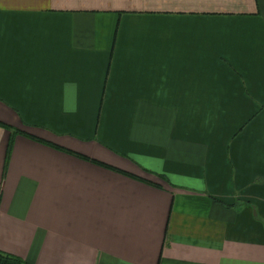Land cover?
<instances>
[{
	"label": "crops",
	"instance_id": "crops-1",
	"mask_svg": "<svg viewBox=\"0 0 264 264\" xmlns=\"http://www.w3.org/2000/svg\"><path fill=\"white\" fill-rule=\"evenodd\" d=\"M0 123V252L264 264V0H0Z\"/></svg>",
	"mask_w": 264,
	"mask_h": 264
},
{
	"label": "trees",
	"instance_id": "trees-1",
	"mask_svg": "<svg viewBox=\"0 0 264 264\" xmlns=\"http://www.w3.org/2000/svg\"><path fill=\"white\" fill-rule=\"evenodd\" d=\"M0 124H2V123H0ZM12 142H13V140L11 139V141L9 143V151L12 148ZM55 147L58 149H62V148H59L57 146H55ZM0 264H27V263L22 258H20L18 256H15V255H12L9 253L0 252Z\"/></svg>",
	"mask_w": 264,
	"mask_h": 264
}]
</instances>
